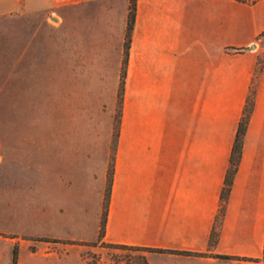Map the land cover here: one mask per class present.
Returning <instances> with one entry per match:
<instances>
[{
	"label": "crops",
	"instance_id": "obj_1",
	"mask_svg": "<svg viewBox=\"0 0 264 264\" xmlns=\"http://www.w3.org/2000/svg\"><path fill=\"white\" fill-rule=\"evenodd\" d=\"M37 2L0 0L1 66L10 61L3 42L11 35L12 19H18V31L28 13L37 22ZM263 28L264 13L236 0H136L109 200L93 236L147 248L149 264H244L264 258V45L258 39ZM20 51L15 70L22 68L27 49ZM251 86L255 95L241 158L211 246ZM105 173L106 167L104 182Z\"/></svg>",
	"mask_w": 264,
	"mask_h": 264
},
{
	"label": "rangeland",
	"instance_id": "obj_2",
	"mask_svg": "<svg viewBox=\"0 0 264 264\" xmlns=\"http://www.w3.org/2000/svg\"><path fill=\"white\" fill-rule=\"evenodd\" d=\"M37 1V22L28 13L18 31L14 17L3 42L0 264H149L150 250L93 236L120 116L129 0ZM243 4L264 13V0ZM258 39L264 45V28Z\"/></svg>",
	"mask_w": 264,
	"mask_h": 264
},
{
	"label": "trees",
	"instance_id": "obj_3",
	"mask_svg": "<svg viewBox=\"0 0 264 264\" xmlns=\"http://www.w3.org/2000/svg\"><path fill=\"white\" fill-rule=\"evenodd\" d=\"M236 1L243 2V3H254L257 0H236ZM135 7H136V0H129L128 15H127L126 27H125V49H126V52H125V58L123 60V69H122V75H121L122 79L120 81L118 91H117V102L120 106V112H121V103H122V93H123V88H124L126 55H127L128 49H129L130 37H131V33L133 30V26H134ZM227 49H230V50L235 51V52H239L242 50V48H239V47H231V48H227ZM257 64H258L257 65V71H258V69H260L262 63L258 62ZM254 95H255V89H254V87H251V89L249 90V93L247 95V99H246V102H245V105H244V108L242 111V115H241V118H240L239 123H238L235 139H234V142H233V145L231 148L229 164H228L225 176H224L223 186H222L221 193H220V205H219L217 214L215 216V223H214L211 235H210L209 243L211 246L214 245L216 240H217V236H218L217 227L223 218V215L225 212L226 202L228 200L230 190H231V187L233 184V178L235 176V173L237 171L238 164H239V161L241 158L243 139H244V135H245L247 125H248L249 117H250V114H251V111L253 108ZM112 171H113V157H112L111 175H110L107 199H106V203H105V206H104V209L102 212L103 221L105 219L106 207H107L108 200H109V191H110V182L112 179ZM102 232H103V226L101 227L100 233H102ZM115 246L133 247V246H125V245H115ZM135 248H143V247H135ZM144 249H147V248H144ZM179 253L191 254L190 252H186V251H182ZM214 256L219 257V258H223V259L230 258L229 256H226V255H218L217 254Z\"/></svg>",
	"mask_w": 264,
	"mask_h": 264
},
{
	"label": "water",
	"instance_id": "obj_4",
	"mask_svg": "<svg viewBox=\"0 0 264 264\" xmlns=\"http://www.w3.org/2000/svg\"><path fill=\"white\" fill-rule=\"evenodd\" d=\"M255 47V45L253 44V45H251V48H254Z\"/></svg>",
	"mask_w": 264,
	"mask_h": 264
}]
</instances>
